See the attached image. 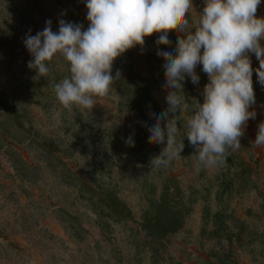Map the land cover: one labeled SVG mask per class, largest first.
I'll use <instances>...</instances> for the list:
<instances>
[{"label":"rangeland","instance_id":"374dc122","mask_svg":"<svg viewBox=\"0 0 264 264\" xmlns=\"http://www.w3.org/2000/svg\"><path fill=\"white\" fill-rule=\"evenodd\" d=\"M203 6L193 0L197 12ZM86 15L83 0H0V100L11 105L0 109V264H264V147L251 144L264 123V87L255 72L257 116L240 150L217 167L197 168L184 137L181 158L157 170L150 159L164 145L148 128L167 109L169 91L158 34L145 38L143 54L136 47L114 61L113 75L121 76L112 97L91 112L70 114L58 102L54 85L69 75L65 63L54 61L38 80L27 67L26 33L43 31L48 20L57 32L61 19L86 30ZM256 15L264 17V3ZM170 32L174 47L183 34L175 26ZM196 72L199 84H184L190 103L203 102L208 83L202 66ZM145 89L151 101L135 108ZM178 118L183 133L186 116ZM130 135L134 147L125 143ZM166 188L182 223L161 245L151 243L143 221ZM111 194L128 206L129 218L107 216L106 207L115 209Z\"/></svg>","mask_w":264,"mask_h":264},{"label":"clouds","instance_id":"9594fccd","mask_svg":"<svg viewBox=\"0 0 264 264\" xmlns=\"http://www.w3.org/2000/svg\"><path fill=\"white\" fill-rule=\"evenodd\" d=\"M83 2L86 30L82 24L61 19L58 31L53 32L48 20L43 31L26 33L23 41L32 57L27 67L36 72L34 79L48 77L54 61L67 65L69 75L54 85L62 109L70 114L79 109L91 112L101 101L110 100L121 76L119 71L113 75L114 61L136 47L143 54L145 38L156 33V55L164 59L166 74L162 83L169 91L167 109L157 111L148 128V136L164 145L150 165L166 169L181 158L184 137L195 148L197 168L217 167L240 150L248 121L257 116L254 72L264 87V17L256 15L264 0H203L200 12L194 9L193 0ZM174 26L183 35L175 37L172 47L169 40ZM252 54L259 61L255 69ZM198 65L208 83L202 91L203 102L191 99L190 103L184 84L188 79L199 84ZM181 113L186 116L183 133L177 127ZM133 135L125 140L129 147L135 146ZM251 144L264 147V123L258 125Z\"/></svg>","mask_w":264,"mask_h":264},{"label":"trees","instance_id":"16d2710c","mask_svg":"<svg viewBox=\"0 0 264 264\" xmlns=\"http://www.w3.org/2000/svg\"><path fill=\"white\" fill-rule=\"evenodd\" d=\"M151 101V96L148 89L142 90V92L136 97V101L133 102L135 108H141L142 104H148ZM7 100H0V109H9ZM1 111V110H0ZM1 115V112H0ZM112 204L115 209L106 207L109 211L107 216L116 220L127 219L131 216V210L128 206L121 201L116 195L111 194ZM169 190L166 188L160 199L156 201L152 209L146 213L143 221V229L146 232L147 237L151 243H160L163 245V240L168 234H172L181 227L182 215L177 205H171L169 203ZM116 212V213H115Z\"/></svg>","mask_w":264,"mask_h":264}]
</instances>
